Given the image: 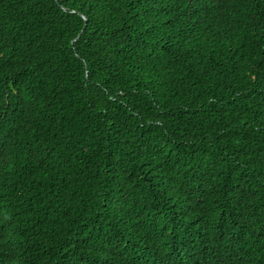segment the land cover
Listing matches in <instances>:
<instances>
[{
    "label": "trees",
    "instance_id": "trees-1",
    "mask_svg": "<svg viewBox=\"0 0 264 264\" xmlns=\"http://www.w3.org/2000/svg\"><path fill=\"white\" fill-rule=\"evenodd\" d=\"M0 124L5 264H264V0H0Z\"/></svg>",
    "mask_w": 264,
    "mask_h": 264
},
{
    "label": "clouds",
    "instance_id": "clouds-1",
    "mask_svg": "<svg viewBox=\"0 0 264 264\" xmlns=\"http://www.w3.org/2000/svg\"><path fill=\"white\" fill-rule=\"evenodd\" d=\"M1 128H4L2 124H0V180L3 177H6L10 183H15V177L22 174L24 165L22 167H17L13 160V140L15 136L12 132L6 137V132L2 131ZM8 236V245L7 248L3 250L2 246H0V264H5V262H9L10 257L13 255H18V252L21 247V242L19 243L13 237V235ZM14 239V243H10L11 240ZM155 247V246H153ZM218 264V263H215Z\"/></svg>",
    "mask_w": 264,
    "mask_h": 264
}]
</instances>
